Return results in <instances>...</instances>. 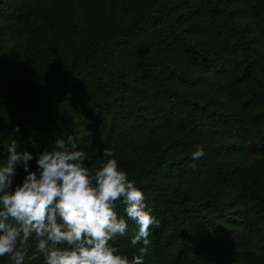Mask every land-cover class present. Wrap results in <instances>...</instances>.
Wrapping results in <instances>:
<instances>
[{
	"label": "trees",
	"instance_id": "trees-1",
	"mask_svg": "<svg viewBox=\"0 0 264 264\" xmlns=\"http://www.w3.org/2000/svg\"><path fill=\"white\" fill-rule=\"evenodd\" d=\"M69 136L144 192V264H264V0H0V161Z\"/></svg>",
	"mask_w": 264,
	"mask_h": 264
},
{
	"label": "clouds",
	"instance_id": "clouds-1",
	"mask_svg": "<svg viewBox=\"0 0 264 264\" xmlns=\"http://www.w3.org/2000/svg\"><path fill=\"white\" fill-rule=\"evenodd\" d=\"M19 131L17 125L14 129ZM99 167L86 165V153L78 140H58L37 154L8 144V156L0 161V257L11 264H27L43 258V264H144L149 252L150 228L160 220L146 204L144 192L119 166L114 151L105 147ZM205 155L202 146L192 160ZM26 175L14 184L17 166ZM123 205L118 214L117 202ZM129 221L135 225L130 244L141 245L132 258L115 245L127 236Z\"/></svg>",
	"mask_w": 264,
	"mask_h": 264
}]
</instances>
